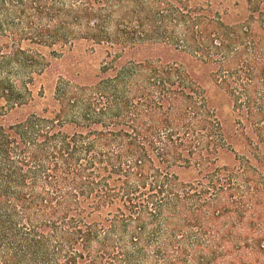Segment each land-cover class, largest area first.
<instances>
[{
    "label": "trees",
    "instance_id": "obj_1",
    "mask_svg": "<svg viewBox=\"0 0 264 264\" xmlns=\"http://www.w3.org/2000/svg\"><path fill=\"white\" fill-rule=\"evenodd\" d=\"M227 1L0 0V264H264V0Z\"/></svg>",
    "mask_w": 264,
    "mask_h": 264
},
{
    "label": "rangeland",
    "instance_id": "obj_2",
    "mask_svg": "<svg viewBox=\"0 0 264 264\" xmlns=\"http://www.w3.org/2000/svg\"><path fill=\"white\" fill-rule=\"evenodd\" d=\"M198 1L199 2H203V0H198ZM227 3L228 4H232L233 2L228 0ZM95 66H96V64H95ZM55 80H56V73L52 72V70L51 71L49 70L46 74H44L42 76L41 81H39L36 84L35 88L37 90L38 89V86H40V84H42L44 87L47 88V90H52L53 87H54Z\"/></svg>",
    "mask_w": 264,
    "mask_h": 264
}]
</instances>
